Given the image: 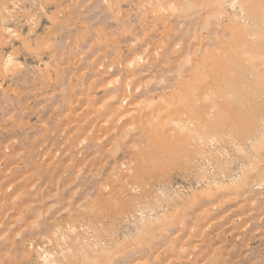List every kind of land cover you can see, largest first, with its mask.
<instances>
[{"label":"rangeland","instance_id":"374dc122","mask_svg":"<svg viewBox=\"0 0 264 264\" xmlns=\"http://www.w3.org/2000/svg\"><path fill=\"white\" fill-rule=\"evenodd\" d=\"M0 264H264V0H0Z\"/></svg>","mask_w":264,"mask_h":264},{"label":"bare ground","instance_id":"6f19581e","mask_svg":"<svg viewBox=\"0 0 264 264\" xmlns=\"http://www.w3.org/2000/svg\"><path fill=\"white\" fill-rule=\"evenodd\" d=\"M143 55V54H142ZM142 60V59H141ZM134 62H132L131 64H130V66L133 64ZM118 81V80H117ZM112 84V83H111ZM109 86H110V84H109ZM191 91V90H190ZM180 96V95H179ZM156 119V118H155ZM154 119V120H155ZM141 124V123H140ZM134 127V126H133ZM100 129V128H99ZM92 133V132H91ZM164 137V136H163ZM83 141H85V140H83ZM84 143V142H83ZM241 204V203H240ZM221 217V216H220ZM218 224V223H217ZM49 238V237H48ZM197 243V242H196ZM199 244V243H198Z\"/></svg>","mask_w":264,"mask_h":264}]
</instances>
